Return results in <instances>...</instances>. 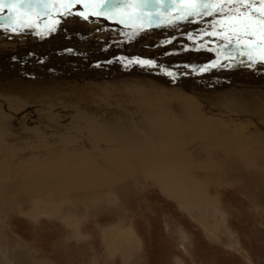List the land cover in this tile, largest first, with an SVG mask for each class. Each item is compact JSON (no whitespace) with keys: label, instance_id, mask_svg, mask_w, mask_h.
I'll list each match as a JSON object with an SVG mask.
<instances>
[{"label":"rangeland","instance_id":"rangeland-1","mask_svg":"<svg viewBox=\"0 0 264 264\" xmlns=\"http://www.w3.org/2000/svg\"><path fill=\"white\" fill-rule=\"evenodd\" d=\"M0 15V121L17 129L0 131V185L30 167L55 178L52 214L0 186V264H264V4L5 3ZM72 24L97 48L47 54ZM158 79L188 86L183 118ZM147 113L172 137L165 158L214 204L167 194L101 133L123 126L155 147ZM246 145L243 167L225 150Z\"/></svg>","mask_w":264,"mask_h":264},{"label":"bare ground","instance_id":"bare-ground-1","mask_svg":"<svg viewBox=\"0 0 264 264\" xmlns=\"http://www.w3.org/2000/svg\"><path fill=\"white\" fill-rule=\"evenodd\" d=\"M82 27L83 26H81V25H77V24L73 25L72 24L71 27H69L67 29L68 33H65L63 35L60 34L61 36H56V38H53V39L50 37L51 40L49 38H47V37H49V36H47V32L43 33L40 37L47 38L46 41H50V42L53 41L54 42L53 43L54 44L53 50L50 53L48 52L50 50H48L46 53L47 54H52L56 50L58 52H67L68 54L70 52V54L71 53H75V54L79 55V54H82L83 52H85L86 50H83L81 48H77L78 46L80 47L82 45L84 46V45L87 44L88 45L87 47L91 48L90 51L94 50V48H97V47H95L97 42L89 40L88 38H87L88 39L87 40L84 36H82V35H84V33H85V36L89 35V31L84 30V28H82ZM76 29L78 31L77 32L75 31L76 34H73L74 30H76ZM79 35H81V37ZM157 81L159 82L157 84L159 87H157V88L165 89L167 87L165 85H161L159 79ZM26 84H28V83H26ZM185 85L186 84H184L183 88H178L177 89V88H171L170 87L169 89H173V90H166L165 89L167 91L166 92L167 96L164 97L165 100L169 99L170 101H172L171 105H174L173 109L176 111V115L182 116V118H183V116H185V110H183V109L185 107L187 108L188 107L187 105H189L187 102H185L186 99L184 100V98H183L185 96V93H184L183 89L187 90V88H188V86L186 85V87H185ZM19 89H22V88H19ZM19 89H17V90H19ZM176 92H179L183 99H180V98L176 99L175 98ZM18 93H21V92H18ZM26 94L30 95V93H26ZM29 95H23V96H27L28 97ZM141 99L143 101L147 102L146 98H141ZM150 99L151 98H148L149 102L150 101H154L155 103H157L156 101L159 100V99H156V101H155L154 100L155 98L153 99V97H152L151 100ZM263 100H264V98H262V100H261L262 104L264 103ZM256 101H257V99L255 100V102ZM145 102L141 103V105L142 104L144 105ZM155 103L152 102V105H154ZM261 103L258 102L257 105L261 104ZM150 105H151V103H150ZM162 105H163V103H162ZM169 105H170V103H169ZM259 106H261V105H259ZM147 114H149V113H147ZM153 114H155V113H153ZM167 114H168V112H167ZM148 116H152L151 120H153V124L151 125V127L153 126V128H155L154 131L152 132L153 133L152 135L154 136L155 139L158 140V143L155 144V147H153L154 144L153 145H149L145 141H141L140 139L137 138L138 137L137 135H136L137 137L135 135H132L135 131L129 130L130 128L129 129L127 128L126 130L118 129V128H121V127L124 128L123 126L117 128V127H114V125L112 126V124L110 123L111 126L108 125L107 130H104L101 133L102 134H107L108 136L112 137L116 142L119 141V142H123V144L125 143L128 146V149H129L130 153L135 157V162L138 165L137 168H139L143 172L145 178L149 179L153 184L160 186L163 190H165L167 192V194H170V195L174 196V198L177 197L178 199H180L182 201H185V202L187 200L188 201L190 200V201H194V202H198V203H200V202L203 203L204 202L207 205L214 204L215 200L213 198H211L207 194V192L205 191L203 186L201 184H199L195 179L185 175L187 169L185 167H183L181 162L179 164L177 161H171V160H168V159L165 158V156H167V153L170 152V151L167 152L166 149L163 147V145L160 144L159 140L165 139V140L169 141L172 137H170L167 134V130H163L162 129V127H163V124L161 123L162 119L160 120L158 118V116H160V115L154 116L152 114H149ZM170 119H171V117H170ZM13 120H14V118H13ZM123 120H125V119H123ZM118 121H120V119ZM104 122H105V120H104ZM123 122L125 123V121H123ZM126 122H127V120H126ZM105 123H107V122H105ZM32 124H30V125H32ZM174 124H175V122H174ZM117 125H118V123H117ZM147 125L149 126V124H147ZM0 127H1L0 131L6 132L7 134H8V132L9 133L17 132L16 126H14V121H7V123L5 121L4 122L0 121ZM96 128L97 127H95L94 129H96ZM221 134H223V133H221ZM138 135H139V133H138ZM173 135H174V133H173ZM141 139H143V137ZM227 147L228 146H226V148ZM184 148H185V145H184ZM249 148H251L250 145H248V147L246 145V146H242L240 148L230 147L228 150H225V152H227V154L235 155V157L239 159L240 164L243 167H246L249 164H252V162H253V158L247 156V153H249V151H250ZM159 154H161V155H159ZM90 171H92V169H90ZM53 173H54V167H52V166L48 167V168L46 167L45 169L43 168V169H40V170H36V169H33V168L31 169V167H30V169L28 168V170L24 172V176L21 179H15V181L13 183H11L10 185L8 184L9 185L8 187L0 185V186H2L1 187V192L6 194L7 191H10L11 193H13V191L17 192V191L23 189L24 191H27L30 195L36 196V198L42 197L43 201H45V203L48 202V203L45 204L46 211L48 213L52 214V213H54V203L52 202V200H53V196H52L53 193L52 192L54 190L53 187H54V179H55ZM8 194H9V192H8ZM14 194H13V196H14ZM15 196H17V195H15ZM35 201H38V200L36 199ZM34 213L35 212H33V214ZM33 214L31 213L32 217H33ZM36 214H38V212Z\"/></svg>","mask_w":264,"mask_h":264},{"label":"snow or ice","instance_id":"snow-or-ice-1","mask_svg":"<svg viewBox=\"0 0 264 264\" xmlns=\"http://www.w3.org/2000/svg\"><path fill=\"white\" fill-rule=\"evenodd\" d=\"M47 2H68V3H81L82 0H0V13L3 12V5L7 4H39V3H47ZM108 2V0H105ZM114 4H126V3H143L148 6H154L156 3H161L162 0H113ZM172 3H222V4H232V3H240L246 4L250 2H254V0H171ZM260 3L264 4V0H259ZM223 11V9L221 10ZM7 18L3 15H0V22L5 21ZM2 27V24H0Z\"/></svg>","mask_w":264,"mask_h":264}]
</instances>
